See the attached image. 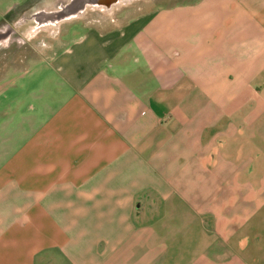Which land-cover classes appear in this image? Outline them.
<instances>
[{
	"label": "crops",
	"instance_id": "1",
	"mask_svg": "<svg viewBox=\"0 0 264 264\" xmlns=\"http://www.w3.org/2000/svg\"><path fill=\"white\" fill-rule=\"evenodd\" d=\"M64 1L0 0V264H264V0H134L16 56Z\"/></svg>",
	"mask_w": 264,
	"mask_h": 264
},
{
	"label": "rangeland",
	"instance_id": "2",
	"mask_svg": "<svg viewBox=\"0 0 264 264\" xmlns=\"http://www.w3.org/2000/svg\"><path fill=\"white\" fill-rule=\"evenodd\" d=\"M51 2H53V1H51ZM136 2L140 3L141 6L157 7V6H161V5H168L171 2H173V0H136ZM136 2L131 4L132 7L134 5H137ZM50 3L48 4L49 7L52 6V3L51 4ZM121 5L123 6L124 4H118L115 7H118ZM102 9L103 8H98V7L93 8V7L87 6L85 8L84 12H82L78 16L73 17L69 20H64L62 22H68V21L77 20V19L82 20V19H87L88 17L90 18V17H94V16L103 17L104 16L103 13L105 11L103 12ZM50 10H53V8L48 9V10L46 9L45 11H50ZM104 10L107 11L108 9H104ZM34 18L36 20L39 19V17H34ZM62 22H58L55 25L42 24L40 26H38L35 23V21L33 22V20L26 23V25H31V26H28L29 28L27 27L28 31L26 32V37L28 39L27 38H26L27 40L25 39V43L21 47H18V46L16 47L15 55L16 56L29 55L32 58V60H36L37 58H39L41 55L44 54V49H42V46L45 45L46 43L54 41V39L57 35L58 25H60ZM26 25L22 26V28H25ZM15 27H17V25ZM18 29H20V27H17V29H16V33L14 34L15 38H18L20 36L22 37V35H20L21 32ZM53 52H54V50L49 53V56L54 55ZM49 86H50L49 88L52 87L51 84H49ZM44 88H46V87H44ZM48 90H49V92L51 91V89H48Z\"/></svg>",
	"mask_w": 264,
	"mask_h": 264
},
{
	"label": "water",
	"instance_id": "3",
	"mask_svg": "<svg viewBox=\"0 0 264 264\" xmlns=\"http://www.w3.org/2000/svg\"><path fill=\"white\" fill-rule=\"evenodd\" d=\"M132 1L134 0H66L58 4L53 10L40 12L42 15L40 24L35 18L34 20L38 26L42 24L55 25L58 22L78 16L84 12L87 6L110 10L118 4H127Z\"/></svg>",
	"mask_w": 264,
	"mask_h": 264
},
{
	"label": "bare ground",
	"instance_id": "4",
	"mask_svg": "<svg viewBox=\"0 0 264 264\" xmlns=\"http://www.w3.org/2000/svg\"><path fill=\"white\" fill-rule=\"evenodd\" d=\"M47 7H48V6H47ZM54 8H55V7H54ZM47 9H48V8H47ZM43 10H44V9H43ZM103 10H104V9H103ZM34 17H39V19H37V20H38L39 23H41V19H42V15H41V13H40V14H39V13H38V14H35ZM50 23H52V22H50Z\"/></svg>",
	"mask_w": 264,
	"mask_h": 264
}]
</instances>
